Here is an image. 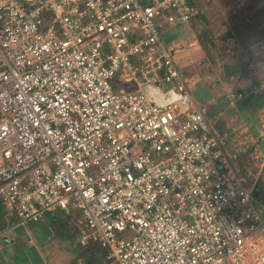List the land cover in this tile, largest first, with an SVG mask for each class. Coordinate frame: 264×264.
I'll list each match as a JSON object with an SVG mask.
<instances>
[{
	"label": "built area",
	"instance_id": "1",
	"mask_svg": "<svg viewBox=\"0 0 264 264\" xmlns=\"http://www.w3.org/2000/svg\"><path fill=\"white\" fill-rule=\"evenodd\" d=\"M197 15L196 0H0L6 222L62 213L100 264H264L253 187L163 38Z\"/></svg>",
	"mask_w": 264,
	"mask_h": 264
},
{
	"label": "rangeland",
	"instance_id": "2",
	"mask_svg": "<svg viewBox=\"0 0 264 264\" xmlns=\"http://www.w3.org/2000/svg\"><path fill=\"white\" fill-rule=\"evenodd\" d=\"M225 1H228L230 4L243 1L244 9L247 2H249V20H245L241 15H238L237 18H233L234 15L231 13L228 14V12L226 13L218 7L215 8L214 5L216 3H212L211 0H200L197 17L186 27L179 28L180 30L177 31H182L184 33V35H181V38H179L180 47L178 50L181 52L179 54L183 56L186 64L183 66V64L179 65L177 62L176 63L183 74L189 72V75L186 76L190 80L191 97L205 107L207 112H205V114H207L208 118L210 117L208 111L209 107L210 109L211 106L217 108V110L212 109L215 113L216 111H221L219 114H216L214 120L210 122L212 127L210 128L217 134H221L226 138L227 152L233 155L232 162H234L238 173L242 176L246 185L248 187H253V192L258 189L256 199L259 202L260 212L264 217V137H262V139L258 137L259 133L256 129L249 130V135L253 137V140H258L255 144L246 141V138L243 137V133L241 136H232L234 135L232 132L239 133L237 127L241 125V123H244L245 119L233 118L234 113L237 112L236 109H225L223 102L227 93L243 92L249 89V83L240 87L231 85L229 81L231 75L241 77V69L248 67L249 64L254 65L256 72H253L255 75L252 74L250 78H248V76L245 82L248 80L255 82L257 79L256 75L262 73L260 66L256 65V63L259 64V61H256L257 57L254 56L248 59L245 48L247 45L244 41H240L241 37L238 38V36H248L247 40H251L250 42H255V44L261 41L260 38L264 36V0ZM240 11H242V7ZM169 33L170 31L164 32L163 38L165 41L169 38L167 41L172 42L175 38H170ZM194 40H197L198 44L192 46L190 42ZM240 43L241 45L239 46ZM170 45L177 49L173 44ZM198 74H200L203 80L206 78L207 82L212 84L210 86L201 85L199 87L197 83V85H195V79L196 82H198ZM199 98H201V100H199ZM250 99L253 100L254 97ZM220 114L222 119H217L220 117ZM249 116L254 120L257 128L260 129L264 126V119L258 116L256 110L253 112L250 111ZM218 120H223V127H221ZM217 127L222 129V133H220ZM225 134L229 136L226 137ZM249 135H247V140H249ZM62 217L63 215L60 213H53L49 216H45L37 223L26 224L19 227V234H23H17L16 236L19 235L18 237L20 240L35 241L34 251L26 253L28 258L35 264H43L35 249L39 252L42 251L41 256L45 261L50 262V260H54L56 257L59 264H68L74 258H72L71 255L76 256V254L82 252L81 248L78 247L80 244L75 231L73 232V230L69 228L72 227L69 226V224L72 223L74 225V221L70 220L69 224H67L68 222ZM4 231H6V229L2 230L0 235H2ZM14 232V234H16L17 230ZM91 246L95 245L92 244ZM69 247L74 250L72 254L68 252L70 250ZM96 248L98 247L96 246ZM20 256L24 255L22 254Z\"/></svg>",
	"mask_w": 264,
	"mask_h": 264
},
{
	"label": "crops",
	"instance_id": "3",
	"mask_svg": "<svg viewBox=\"0 0 264 264\" xmlns=\"http://www.w3.org/2000/svg\"><path fill=\"white\" fill-rule=\"evenodd\" d=\"M199 1L200 0H196L197 8H198ZM211 1L214 4L216 3L214 5L215 8L218 7L219 9L225 11L226 13L228 12V14L231 13L232 15H234L233 18H237L238 15H241L243 18H245V20H249V17H250V10L248 9L250 7L249 2H247V4L245 5V9H244L243 8L244 7L243 1H240L239 3L237 1V2H234L231 4L225 0H222V1L211 0ZM241 7H242V11H240ZM186 26H183V27H186ZM183 27H181V28H183ZM177 33H178V35H177ZM177 33H176V35L169 33L170 38H175L174 41L172 40V42H169V43L173 44V46H175L176 48L180 44L179 37L178 38H176V37L184 35V33L182 31H179ZM234 37H235V35H234ZM239 37H241L240 41H244V43L247 45V47H245V48H246V54L248 56V59H250L254 56L257 57L256 61L258 60L259 64L256 63V65L260 66L262 73L256 75L257 79L255 82H251V80L250 81L248 80L247 82H245V80L248 76H249L248 78H250L252 76L253 72L254 73L256 72L254 65L249 64V66L251 65L250 67L248 66L244 69H241V71H240L241 77L231 75V77L229 79V81L231 82L230 83L231 85H236V86L240 87V86H243V85L249 83V85H248L249 89L248 90L246 89L243 92L227 93L225 95L223 102L225 105L224 106L225 109H227V110L236 109V111H237V112H235L236 114L234 113V117L233 116H231V117L236 118V119L241 118V120L245 119L244 123H241V125H239L237 127V131H239V133L238 132H232L233 131L232 130L231 132L234 133V135H232V134L231 135L232 136H241L243 133V137L246 138V141L255 144V143H257L258 140H255V139L253 140V137L251 135H249V133H250L249 130L250 129H256L259 133L258 137H260L262 139V137H264V126L260 129L257 128V125L255 124L254 120L252 118H250L249 114H250V111L253 112L254 110H256V113L258 114V116H260V118L264 119V96H263V94H264V36H263V38L259 37L261 39V41L256 42V44H255V42H250L251 40H247L248 36H245V35L241 36L240 35V36H238V38ZM190 43L192 44V46L198 44L197 40H194ZM240 45H241V43L239 44V46ZM179 53H181V52H179V50H176V53L174 55L175 61L179 65L183 64V66H184V64H186V63L183 59V56H181ZM188 75H189V72L187 73V76ZM253 75H255V74H253ZM187 76L185 75V77H187ZM198 77H197L198 82H196V79H195V85L198 84L197 85L198 87L201 85L210 86L212 84V83L210 84V82H207L206 78H204L205 80H203V78L200 77V74H198ZM255 89L258 90V93H254ZM237 94H241V96H242L241 99L234 100L233 104H230L229 103L230 96L231 95H237ZM253 95H256V97ZM252 97H254L253 100L250 99ZM193 100L196 103H198V105L204 110V112H206V109L202 104H200L194 98H193ZM199 100H201V98H199ZM208 102H210V101H208ZM212 109L217 110V108H214L212 106H211V109L209 107V109H208L209 114H210L209 118H208L207 114H205V117H206L210 127H211L210 122L214 120L215 115L219 114V112H221V111H216V113H215ZM217 119H222L221 114H220V117ZM249 119H250V121H249ZM222 121H219L221 127H223ZM217 129L220 131V133H222L221 128L217 127ZM219 135L225 140V142L227 141L223 135H221V134H219ZM225 135H226V137L229 136L227 134H225ZM247 135H249V140H247ZM51 214H47L46 216H49ZM19 227H22V226H12L11 225L10 227L6 228V231H4V233L2 234L3 239H1V241H0V264H35L33 261H31V259L28 258L27 254H26L27 252L34 251L33 249L35 247V241H33V240H28V241L20 240L18 236L22 235L23 233L19 234V232H18ZM15 230H17L16 234H14ZM17 234H19V235L16 236ZM78 247L81 248L82 252L80 254H76V256L71 255L72 258L74 257L72 260L73 262L71 261L72 263L69 262L68 264H98L99 262L101 263L102 259H100L99 257L103 256L104 254L100 248H96V246H91V245H88V246H81L80 245ZM69 249L70 250L68 252H71V254H72L74 252V250H72L70 247H69ZM35 251H36L37 255L41 258L43 264H59V262H57V260H56V257L54 258V260H50V262L45 261L41 256L42 251L39 252L37 249H35ZM19 254L20 255L23 254L24 256H20ZM43 254H44V252H43ZM45 258L47 259L46 256H45ZM36 264H39V263H36Z\"/></svg>",
	"mask_w": 264,
	"mask_h": 264
},
{
	"label": "trees",
	"instance_id": "4",
	"mask_svg": "<svg viewBox=\"0 0 264 264\" xmlns=\"http://www.w3.org/2000/svg\"><path fill=\"white\" fill-rule=\"evenodd\" d=\"M179 28H180V27H178V28H176V29H173V30H169V31H170V33L176 35L177 31L180 30ZM165 35H166V34H165ZM177 35H178V33H177ZM167 36H168V35H167ZM178 37L181 38L180 36H177L176 38H178ZM167 39H169V38H167ZM167 39H166V41H167ZM167 42H168V41H167ZM184 73H185V72H184ZM185 75H187V74H185ZM253 96L256 97V95H253ZM257 97H258V96H257ZM259 97H260V96H259ZM257 191H258V189H257V190H254V192H253V195H254L255 198L257 197ZM60 214H62V213H60ZM3 215H4V208H3V206L0 204V232H1L2 230H5L6 228L10 227L12 224L15 223V222H6V221L4 220ZM62 215H63L62 218L65 219L66 222H68L67 224H69L70 217H68V216H66V215H64V214H62ZM262 218H263V220H264L263 215H262ZM60 220H61V219H60ZM61 221L65 222L64 220H61ZM69 226H72V227H69V228H71L70 230H73V232H74V231H75V228H74L73 224L70 223ZM69 235H70V233H69ZM99 258H100V259H103V256H100ZM98 264H100V262H99Z\"/></svg>",
	"mask_w": 264,
	"mask_h": 264
}]
</instances>
